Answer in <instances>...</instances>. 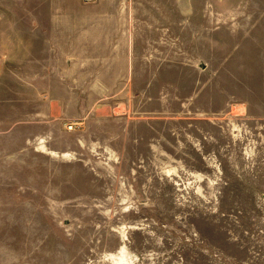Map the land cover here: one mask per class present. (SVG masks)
<instances>
[{"label": "rangeland", "instance_id": "obj_1", "mask_svg": "<svg viewBox=\"0 0 264 264\" xmlns=\"http://www.w3.org/2000/svg\"><path fill=\"white\" fill-rule=\"evenodd\" d=\"M0 264H264V0H0Z\"/></svg>", "mask_w": 264, "mask_h": 264}, {"label": "built area", "instance_id": "obj_2", "mask_svg": "<svg viewBox=\"0 0 264 264\" xmlns=\"http://www.w3.org/2000/svg\"><path fill=\"white\" fill-rule=\"evenodd\" d=\"M69 128H70V129H73V128H74V126H73V125H70V126H69Z\"/></svg>", "mask_w": 264, "mask_h": 264}]
</instances>
